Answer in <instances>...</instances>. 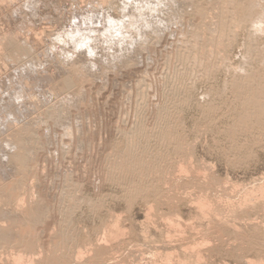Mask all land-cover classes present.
I'll list each match as a JSON object with an SVG mask.
<instances>
[{
  "label": "rangeland",
  "instance_id": "rangeland-1",
  "mask_svg": "<svg viewBox=\"0 0 264 264\" xmlns=\"http://www.w3.org/2000/svg\"><path fill=\"white\" fill-rule=\"evenodd\" d=\"M3 1L0 0V37H1L0 42H4V40L2 39L5 37L7 33H12L13 31H15L14 34L16 33L19 39L22 37L21 40L23 41L25 40V42L32 41L33 45L31 46L32 47L34 46L33 52L35 53V55L36 52L39 54L36 55L37 57L38 56L42 57L43 53L45 55V52L47 51L46 49L50 47L49 45L51 44L53 45L52 42L54 41L53 38L55 34L60 33L61 35L65 31L66 32L69 30L71 31L72 28H74L77 25L82 26V27L79 26L78 27L81 28L82 32H84L85 34L90 33L93 30L94 31L97 30L96 28L98 29L102 28L103 25L101 19L98 20L97 18H95L88 24L84 25L82 20L85 17L93 16V15L97 16V14L101 12L105 16H109V17L112 16L115 19H118L121 16L120 9L123 8L122 7L124 5L123 1L125 0H14L15 3L18 5H16L14 2L12 3V0L11 2L10 0L7 1L3 0ZM54 1H56L57 3ZM200 1L202 2L204 7H208L207 1H203V0ZM29 6H31V8ZM100 9L102 10L106 9L107 11L106 10L102 11ZM29 13H31L30 14L31 17H28L30 16ZM7 14L9 15L8 18H7L8 16ZM197 16L198 14L196 10L193 11L188 10L187 14L185 12L182 19L179 22L172 24V29L170 31L167 30L164 33H160V34L149 33L148 39L150 46L148 47V49L144 50L142 54L140 53V55H137L139 57L135 58L136 61H133L132 63L128 64V66L125 65L122 68H120V70L119 69L113 71L109 70V74L111 75H109V77L107 76L106 79L100 80L101 78L97 77L88 80L86 82L77 83L76 89H78L79 86H82L83 90L86 93V100H85L86 102L84 104L85 106L84 105L81 106L80 108L81 111H77L76 110L77 108L73 107L71 114V122L73 126L72 136H67L65 134V130L59 126H56L53 123V121L46 120L44 121L46 123H44L41 120V118L46 119L43 110L45 111V109L47 108H40L42 106H45L46 102H42L45 104L38 106V111L39 112L41 111L40 112L41 114L43 113L42 117L40 113H37V108H35L36 110L34 109L35 113L34 110L31 109L28 112L29 114L27 113L28 115L24 114L23 117L25 118H22V116L20 118L17 115H12L13 117L12 118L8 114L7 110H5L6 106H2V105L4 104V102H6L9 99L8 97H10V101L13 102V104H15L13 98L10 96V91H11L10 87L16 84L17 79H19V74L22 72H19V68L21 66H19L18 64L14 66L15 63L9 61L6 58L7 52H5V48H4L5 45L0 44V54H1L0 55V59H1L0 60V80H1L0 95H4L3 100H2V96L0 97L1 99L0 103L1 101L3 103L0 104V116L3 115L7 116V117L6 116L0 117L1 118L0 127H3L5 124L6 125L8 124L7 127L11 128L12 130L10 131L9 129V132L6 131L7 129L6 125H5L6 129L3 130L4 132H8L9 135H11L12 131L14 132V130L21 127L20 124L22 122L20 123V121H18L20 119L21 121H23L22 123L23 125L24 123H28V120L30 118H31L30 120L31 122L32 119H34L33 121L37 123H39L40 121H42L44 124L48 123L47 125L40 123V126H37L36 128L37 131L39 129L38 135L41 137V144L37 146L36 154L34 157V159L37 161L36 167L38 169L37 172L36 171L34 172L35 175L30 174L32 178L29 176L30 178L26 181L27 187L29 186L28 188L30 189L32 188V190L36 192L35 199H38V197L39 199L40 198L45 199L44 201L49 207L50 217L46 222H44L45 224H40L42 226L38 225L37 227H35V231H34L35 236L39 234L36 236V238L38 240L41 239L39 241V244L41 245V248L44 249V251H48L49 247L51 248L52 239H53L51 236H53L55 232L61 230V228L59 227H61L64 224L63 220L65 219V213L61 212V209L58 208L67 205L72 198L81 195L83 196V198L86 199V201L82 202L80 205L74 206L71 210V215H70L71 221L73 223L71 226L72 229L71 234H72V238L75 240L76 243L75 244L76 246L73 244L74 247L72 250L75 251L77 247L78 248L83 247L82 250L86 251L87 254L86 255L85 252L83 253V251H82L83 254L82 253L78 254L77 253L78 249L75 251L76 256L79 255L77 256L79 258H76V262L78 264L79 263L96 264L97 261L94 258L96 256V252L95 250H92V248L95 249L97 245H101V244H104L106 246L109 245L112 248L117 247V245H120L117 249L115 248L112 249L114 253L110 251L111 253L110 255L108 254L107 257V260L109 261H106V264L108 263L115 264V261L116 264H120V263L121 264H127V263L128 264H169V263L178 264V262L181 263V261L183 260L187 261L189 264H262L264 263L263 262L264 258L262 260L259 258L260 255L258 253L256 254V249H253L252 252L251 251L246 252L242 250L241 247L240 248L238 247L242 243L243 238L246 239L248 238V240L249 238H251L250 239L251 241L264 240L263 239L264 235H262L264 234L263 232L264 212H262V208L264 207V206L262 207V205H264V200H263L264 189H262L264 187V149H263L264 143L262 145V142L264 141L263 138L264 131H262L261 134H259V131L256 132V129L252 128L248 133H243L246 135L244 136L243 134H241L242 136L239 135L238 137L239 140L237 139L238 141L229 140V139L227 140V137L225 136V132L228 129H230L229 127L233 126L236 123L237 117L234 111L236 107L234 108V104L238 106L237 104L238 101L236 98H234L235 97L234 93L230 89H225V90L223 89L225 86L231 87L232 84L231 80L235 79V76L231 77L230 74L232 73L233 70H236L238 67H242L243 62L247 57L246 55L247 47L244 44V39H245L244 35L246 33L242 32L238 36L237 42L231 46V49L226 58V64L230 63V65H227L226 68L218 70L214 75L207 76L199 81L196 80V78H190L185 81H177L176 80L177 71L175 67L178 65L181 66L182 61H187L188 58L187 49L181 47V53L177 52V44L178 42H181L183 40L182 38L184 37L187 38L192 36L190 31L194 28L195 25L194 22ZM14 17L17 19H14ZM24 17L26 18L28 17L29 20L25 18L26 19L25 21ZM32 19L37 23H35ZM23 21L25 23H23ZM69 24H71L70 27ZM11 28H13V30H11ZM29 28L32 30H30ZM178 28L186 29L187 35L178 33L177 32ZM17 31L18 33L19 32L20 33L18 34ZM35 31L36 32L40 31L39 36L37 37L34 36V35H38ZM27 34L29 36H26ZM96 35L97 34L95 33H92V35L90 34V36L92 37ZM26 38L28 39V41H26L27 40ZM32 39L34 40V43ZM36 47L38 48V50ZM59 47L60 46H58V48ZM67 49L70 50L72 48L71 46H67ZM79 51L77 53L79 55H82V51L80 53ZM2 56H3V60H2ZM45 57L46 56L42 58L45 59ZM137 59L140 62H138ZM7 60L9 63L12 62L13 64L11 63V65H9ZM45 60L42 59L44 63L42 64L41 69L39 68L40 70L43 71L42 75L46 73L48 76V72L50 71L53 72V74H50L51 73L50 72L49 77L46 76L45 81L43 82L41 81V83L43 84L41 85L38 84L39 86L38 89H40L41 86H44V84H47L46 86L48 87L51 85L49 87V89H51V87H53L54 85V82L50 80V77L55 79L56 77L55 75L57 74L59 76H63V74L69 73V70L67 68H64V71L58 69L59 68L58 65L56 66L55 65L56 63H52V61L48 60L47 57ZM142 60L143 61L145 60L143 64H142ZM46 62L47 64H45ZM50 62H51L50 67L55 66L54 69H56L57 67L56 70L48 66ZM135 64L137 65V67L138 66L139 67L138 68L135 67ZM144 65H146V67ZM131 69L133 70L132 72L130 71ZM46 70L48 72H45ZM57 70L58 71L61 70L62 75H60L59 73L61 72L60 71L58 72ZM137 72L139 76L137 75ZM139 72L140 73L142 72L141 74L143 73L144 74L141 75ZM166 73H168L169 76L166 75ZM167 77L171 78L170 82L169 80H166ZM4 79L6 82L4 81ZM118 80H119V84H118ZM48 81L49 83H47ZM50 82H52V84ZM139 83L141 84L143 83V84L141 85ZM133 85L136 86L134 87ZM166 86L170 87L171 90L169 88L167 89ZM191 86L192 88L188 95V92L185 91L186 88ZM48 87L45 88L44 86V88L43 87L42 88L43 90L44 89L48 90ZM163 88H165V91L163 90ZM36 89L37 88L33 90ZM91 89H94L95 91ZM104 90L105 91L108 90L106 91L107 93L106 92L104 93ZM174 90L177 91L175 92V94L177 95L174 94ZM220 90L223 91L221 92ZM7 91H9V93H7ZM169 92L170 94H168ZM63 95L64 94H61L60 96L62 97ZM131 95L133 96L130 97ZM164 95L165 97H163ZM166 95L170 98V101H168L167 106L169 107L168 108L169 110L171 109V111H168V113L172 112L171 113L172 118L176 117L175 119H178V124H179L178 127H180L179 132L182 131L180 134H183L182 135L183 137L185 136L183 139L184 141H182L180 145V148L178 147L177 149H173L168 145L165 147L166 144H163L165 147L164 149L163 145L160 144L161 145L160 146L157 142H155L157 140L154 136H157L159 134L157 130L158 127L160 128V126L162 125V121L161 119H159L160 117H162V115L158 111L160 106L166 101L167 98ZM185 96L188 98L187 105L184 104ZM61 97H59L60 100H62L64 96L62 98ZM48 99L46 100L48 101ZM51 99H50L51 101L49 100L50 104L54 103V101L60 102V100L56 96L55 98L53 97ZM97 100L99 103L97 102ZM232 101H234L235 103ZM111 102H113L114 104ZM181 103L183 104L182 106L179 105ZM209 103L212 104V106L214 105L215 111L216 110L218 111L216 112L217 115L215 114L214 116L215 118L207 120L205 110L207 106L208 107L211 106ZM47 104L49 105V102H47ZM108 104L112 105V107L109 106ZM99 105L100 107H98ZM102 106L104 107L101 109ZM107 107L109 112L107 110ZM181 107L183 108L181 109ZM232 109L234 110L232 111ZM100 110L102 112H100ZM172 110L174 111L175 115H173ZM5 111L8 115L5 113ZM21 111L24 112L23 108ZM176 111L179 113H177ZM93 112H97V113L99 112V113L93 114ZM36 113L37 116L39 115L38 116L39 118L35 117ZM158 113L160 114V116H158L159 115ZM80 114L83 125L82 134H80L78 130L79 128L77 126V119H76L77 117H80ZM14 116L17 117L15 118ZM234 117H236V119H234ZM17 118L18 120H16ZM35 118H37V121ZM96 118L98 119L95 120ZM2 119H5L6 123L5 120ZM7 119L12 122L8 121ZM12 119H15L14 122L17 121L19 124L17 125V122L14 123ZM157 119L159 120V122ZM213 119H215V122ZM2 122H4L5 124L3 125ZM11 123L12 124L14 123L15 125H13L12 127ZM159 123L161 124L159 125ZM142 124H145L146 132L149 130L147 132L148 133L147 135L150 136L151 140L150 139L149 140L150 143L152 141L151 145L153 146L154 143V145L156 144L155 146H157V148L159 145V148H162L161 150H159V148L157 149L155 146L154 148H152L150 144L149 145L145 144L146 146H144V143L142 144V142L145 140H142L140 144L135 143L136 148H134V144L131 143V141H129V138L131 137L130 132L131 130L133 131V129L135 130L139 128V126ZM14 126H18V128L15 127V129H13ZM36 129L34 128L35 131ZM48 129H50L49 137H48L49 135ZM4 132L0 128V139L2 138L0 140V146H4L3 141L5 137H8L7 136L8 133L4 134ZM125 133L130 134L128 138H126ZM252 136L255 138H252ZM258 138L260 141H258ZM249 140L250 141L252 140V142L250 143ZM96 141L99 142L96 143ZM176 142L177 141H175V143ZM260 143L261 146H263V148L261 146H258L260 145ZM111 145L114 152L111 148ZM127 145H129L128 146L129 148L127 147ZM139 145L142 146V148ZM237 146L239 147V149ZM250 146H252L253 148ZM4 147L3 149H5ZM64 147L65 148L67 147L68 149L66 148V150H64ZM131 147L135 149L134 152L137 154H139L138 152L143 154L142 152L143 147H145L144 153H147L149 155L151 153H154V151L163 152L164 150L165 152L164 154L165 160L160 159L159 161L158 158L156 159L157 161H155V159H153L152 161L153 165L151 164V166L149 167L150 178L148 177L149 180L146 179L145 181H143L144 184L142 182L137 184V186L139 185L144 186V187L142 186L136 188L137 191L135 190L136 186L131 185L132 183L131 181L125 183L128 185L124 184L123 186L122 184L121 186V184H118L113 179H111L110 174L108 173L109 166L113 164V161L117 160L116 158H118L120 154L121 155L126 154L129 156V154L132 155V153H134V152L131 153L132 151L130 149ZM148 147H150L151 152ZM146 148L149 150V152H146L148 151ZM3 149H0V158L1 157L3 158L1 160L5 159L4 158L5 153ZM38 150L40 152H38ZM5 151H9V150L5 149ZM89 151L93 152L94 154L92 153L93 154L92 155L91 152ZM9 152L11 154V150ZM251 152L252 154H250ZM1 153L4 156H2ZM240 153H242L243 155L242 154L240 155ZM170 154H174V155L169 157V159L168 158L166 159V157ZM237 155L239 156V158L242 157L244 159L242 158L238 159ZM110 161H112V164ZM1 162L2 161H0V163ZM69 162L72 164H70ZM158 162L163 168H161L160 165L157 164ZM5 164L7 167L6 169L9 170L10 168L12 169L13 167L14 170V165L12 163L11 164L8 163V159L7 162H5ZM7 164L10 165L7 166ZM154 164L157 165L158 167L155 166ZM43 168L44 170H42ZM129 170L132 169L129 168ZM154 170H156V172ZM3 175H5L3 171L2 172L0 171V176H1L0 184L3 182L5 183V179L8 180L11 178V176H4L3 178L5 177L6 178L3 179L2 178ZM32 175L36 177V179ZM153 178H155L156 180H154ZM31 179H33V181ZM110 181H112V183ZM214 182L215 184L212 185V183ZM79 184H80V189H76L77 186H79ZM66 188L70 189L68 198L64 197ZM139 188H142L141 189L142 191L143 188L145 189L144 191L146 192L147 197L144 196L142 197L143 199L149 198V200L145 201L144 199L143 201L141 196L136 195L138 194L137 192ZM80 190L81 192L79 193ZM155 190L162 191L161 197L164 196L166 198L167 195V199H165V201L167 200L166 202L170 205L168 204L162 205L164 204L163 203L164 201L162 202V200L164 199H162L161 197H159V200L158 197L156 196L152 197L151 194L154 195L153 192ZM77 192L79 194H77ZM22 193L24 192H21V195ZM148 193L151 194L149 195ZM124 194H128V195L125 196ZM133 194H135V197ZM148 195L151 196L152 198L148 197ZM127 196L129 199L126 198ZM63 199L65 200V202ZM156 201H160L162 203L160 204L159 202L157 203ZM90 202L94 203V205L91 206L89 204ZM237 218H243V220H238ZM257 224L258 225L260 224L262 226L258 227ZM116 225L118 229L122 231V236L119 239H117L114 234L111 235V232L115 230L114 227ZM52 230L55 232H53ZM259 234H261L262 236ZM185 236L187 237L186 239ZM96 237L97 239L99 238L100 241L99 240L98 241L100 244L97 243L96 245V242H98ZM253 242H252L253 244H251V242L249 243L250 246H253L255 245V243H257L255 241ZM78 243L79 246L77 245ZM260 244L261 246L264 247L263 242H260ZM6 247H12V246H5V250L4 248L0 249V260L9 257L12 254V252H9V249H7ZM255 247L257 248V245ZM221 248L224 251L222 250L219 251ZM195 250H199L200 252L199 251L197 252ZM215 250L216 252H214ZM227 250L229 251V253ZM195 252L201 254V258H200L201 260L197 258ZM202 252H204L205 254ZM91 256L94 257L91 258ZM140 256H142L143 258ZM38 258H40V256ZM183 262L181 264H183ZM100 264H105V263L102 262Z\"/></svg>",
  "mask_w": 264,
  "mask_h": 264
},
{
  "label": "bare ground",
  "instance_id": "bare-ground-1",
  "mask_svg": "<svg viewBox=\"0 0 264 264\" xmlns=\"http://www.w3.org/2000/svg\"><path fill=\"white\" fill-rule=\"evenodd\" d=\"M1 1H3V0H1ZM5 1H7V0H5ZM203 1H207L208 7H204L200 0H125V1H123L124 5L122 6V4H121V6L123 8L120 9L121 10L120 11L121 16L118 19H115L112 16L111 17L105 16L103 13H101V12L98 13L96 11L98 13V14L96 13L97 16L96 15L88 16V17L83 18V20H82L83 24L85 25V24H88L89 22H91L92 20H94L95 18H97L98 20L101 19V22L103 25V26L101 25L102 28H99V29L96 28L97 30H95V31L93 30L92 32L85 34L84 32H82V29L79 28L82 26L77 25L74 28H72L71 31L70 30L67 32L65 31L61 35H60V33L55 34L53 32L55 34V36L53 38L54 41L52 42L53 45L51 44V45H49L50 47L48 46L49 48L46 49L47 51L45 52V55L43 53L42 57L46 56L48 60L52 61V63H56L55 65L56 66L58 65V67H59L58 69H61L64 71V68H67L69 70V73L63 74V76H59L57 74L58 75L57 76V75H55V72H56L55 71L54 75L57 77V79H56V77H55V79L50 77V80H52L54 82L53 87H51V89H49V87L51 85L48 87V86H46L47 84H44L45 88L48 87V90L47 89L43 90L44 86H41L40 89H38L39 88L38 84H40V85L43 84V83H41V81L42 82L45 81V77L47 76L46 73H44V75H42L43 71L40 70L42 64L44 63L42 61V59L45 60L46 57H45V59L42 58L41 56H40L41 58L39 56L37 57L36 56L38 54L37 52L35 55V53L33 52L34 46L33 47L31 46V45H33L32 41L31 42H25V40L24 41L21 40L22 37L19 39L18 35H16V33L14 34L15 31H13L12 33H7L5 35V37L2 39V40H4V42H0V44L5 45V47H4L5 52H7L6 53L7 56L5 55L6 58L9 61L14 62L15 63L14 66L17 64L19 66H21L19 68V72H22V73L19 74V79H17L16 84H14V85L11 84L12 86L10 87V90H11L10 96L13 98L15 104H13V102L10 101V97H8L9 99L6 102H4V104L1 101V103L3 104L2 106H6L5 110H7L8 114L11 117H12V115H17L20 118H21V116H22V118H25V117H23L24 114H27L31 109L34 110L35 108H37V113H40L41 111L40 112L38 111V106L45 104L42 102H46V104H47V102H49V105L47 104L48 107L46 106V104H45L46 107L45 106L40 107V108H47V109H45V111L42 109L44 115L46 116V119L41 118V120L43 122L46 120L53 121V123L56 126H59L65 130V134L67 136H72L73 135V126H72V122H71V114H72L73 107L77 108L76 109L77 111H81L80 110L81 106H83L86 102L85 101L86 100V93L83 90L82 86H79L78 89H76L77 83L86 82L88 80H91V79L97 78V77L101 78L100 80L106 79L107 76L109 77V75H111V74H109V70H112V71L117 70V69L120 70V68H122L123 66H125V65L128 66V64L132 63L133 61H136L135 58L139 57L137 55H140V53L142 54V52L144 50L148 49V47L150 46L149 39H148L149 33L160 34V33H164L167 30L170 31L172 29V24L179 22L182 19L185 12L187 14L188 10H191V11L196 10L198 16L195 19L194 28L190 31L192 36L187 37V38H185V37L182 38L183 40L181 42H178V44H177V52L181 53V47L187 49L188 58H187V61H182L181 66L178 65L175 67V69L177 71L176 72L177 73V79L176 80L177 81H185V80L190 79V78H196V80L199 81V80H201L207 76L214 75L216 73V71H218V70L226 68L227 65H230V63L226 64V58H227V55L231 49V46L237 42L238 36L242 32H245L246 34L244 35L245 36L244 44L247 47V52H246L247 57H246L245 61L243 62L242 67H238L236 70H233L232 73L230 74L231 77L235 76V79L231 80L232 81L231 87L225 86L223 89V90L230 89L234 93V96H235L234 98H236L238 101V103H237L238 106H236L234 104V108L236 107V109L235 110L232 109V111L234 110L236 113V117H237L236 123L233 126L228 125V126H230L229 127L230 129L227 128L228 130L225 132V136L227 137V140L229 139V140L238 141L239 135H241L243 133H248L252 128L256 129V132L259 131V134H261V132L264 131V0H203ZM10 2H11V0H10ZM13 2L15 3L14 0H12V3ZM54 2H56V1H54ZM16 5H18V4H16ZM53 5H55V4H53ZM31 6H29V7L31 8ZM117 8H118V6H117ZM18 9H20V8H18ZM97 10H99V9H97ZM100 10H102V9H100ZM104 10H106V9H104ZM104 10H102V11H104ZM35 11H36V8H35ZM62 12H64V11H62ZM116 12H119V11H116ZM33 13H35V12H33ZM30 14L31 13H29V15ZM27 16H28V14H27ZM60 16H62V15H60ZM8 17H9V15L7 16V18ZM28 17H31V15ZM28 17L27 18L24 17V19L25 18L28 19ZM14 19H17V18L14 17ZM26 19H25V21H26ZM7 21H8V19H7ZM34 22L37 23L36 21H34ZM23 23H25V22L23 21ZM70 25L71 24H69V27H70ZM16 27H18V26H16ZM4 28H5V26H4ZM11 30H13V28H11ZM30 30H32V29H30ZM32 32H30V33H32ZM39 32H36L38 35H34V36L35 37L39 36ZM177 32L187 35L186 29L178 28ZM17 33H18V31H17ZM53 33H51V34H53ZM92 33H95L97 35L92 37V36H90V34L92 35ZM22 34H23V32H22ZM44 35H46V34H44ZM26 36H29V35L27 34ZM40 36H41V34H40ZM0 39H1V37H0ZM23 39H24V37H23ZM38 39H40V38H38ZM48 39H50V38H48ZM26 41H28V39ZM37 41H39V40H37ZM33 43H34V40H33ZM109 43H112V44H109ZM58 46H60V47L58 48ZM67 46H71L72 49H70V50L67 49ZM101 47H103V48H101ZM37 50H38V48H37ZM78 51H79V53L82 51V55H79L77 53ZM42 52H44V51H42ZM2 54H3V51H2ZM76 54H78V55H76ZM75 55H76V58H75ZM141 58H142V56H141ZM2 60H3V56H2ZM8 60H7V62H8ZM137 61H138V59H137ZM12 62H10V63L8 62L9 65H11ZM138 62H140V61H138ZM143 62H145V60L144 61L142 60V64H143ZM45 64H47V62ZM144 64H146V63H144ZM50 65H51V62L48 66L50 67ZM132 65H130V66H132ZM168 65H170V64H168ZM144 66L146 67V65H144ZM6 67H7V65H6ZM54 67L51 66L50 68L54 69ZM135 67H137L136 64H135ZM56 69H57V67H56ZM56 69H54V70H56ZM61 70H59L61 72V73H59L60 75H62ZM40 71H42V72H40ZM130 71L132 72L133 70L131 69ZM139 71H140V69H139ZM19 72H17V73H19ZM45 72H48V71L46 70ZM50 72H48L47 77H49ZM145 72H147V71H145ZM174 72H173V74H174ZM168 73H166V75H168ZM50 74H53V72H51ZM123 74H125V73H123ZM127 74H128V72H127ZM143 74H141V75H143ZM137 75H138V72H137ZM170 77L166 78V80H169V82L171 81ZM168 78H170V79H168ZM175 78H176V75H175ZM96 80H98V79H96ZM4 81H5V79H4ZM47 83H49V81ZM50 83L52 84V82H50ZM1 84H3V83H1ZM118 84H119V80H118ZM139 84H141V83H139ZM35 88H37L39 91L37 89L33 90ZM139 88H141V87H139ZM168 88L170 89V87H167V89ZM191 88H192V86L186 88L185 92H188V95L191 91ZM41 89H42V91H41ZM91 90H94V89H91ZM163 90L165 91V88H163ZM223 90H220V91L222 92ZM106 91H108V90H106ZM106 91L104 90V93ZM164 91H163V93H164ZM98 92H99V90H98ZM170 92L168 94H170ZM175 92H177V91L174 90V94H175ZM217 92H218V90H217ZM7 93H9V91H7ZM61 94H64L63 95L64 97L62 96L63 98L60 96ZM166 94H167V91H166ZM145 95H147V94H145ZM175 95H177V94H175ZM1 96H2V100H3L4 95H0V97ZM55 96L58 97V99H59V97H61L62 100L59 99L60 102H55L54 100H56V99H54L53 100L54 103L51 102L52 104H50V101L52 100L51 98H53V97L55 98ZM128 96H127V99H128ZM132 96L133 95H131L130 97H132ZM107 97H109V96H107ZM163 97H165V95ZM182 98H184V97H182ZM46 99H48V101ZM179 99H181V98H179ZM91 101H93V100H91ZM109 101H110V99H109ZM111 101H113V100H111ZM168 101H170V98L167 96L166 101L159 108L158 112H160L162 115V117H160L159 119H161L162 125L160 126V128L158 127L157 131L159 132V134L157 136H154V137L157 140L155 142H157L159 145L160 144L161 145L166 144L165 147L168 145L169 147H172L173 149H177L178 147L180 148V145H181L182 141H184L183 139L185 136L183 137L182 136L183 134H180L182 131L179 132L180 127H178V125H179L178 119H175L176 117L172 118V115H171L172 112L171 113L169 112L170 114L168 113V111H171V109L169 110L168 109L169 107L167 106ZM179 101H181V100H179ZM97 102H98V100H97ZM232 102H234V101H232ZM91 103H93V102H91ZM111 103H113V102H111ZM178 103H180V102H178ZM187 103H188V98L185 96L184 104L187 105ZM100 105H102V104H100ZM100 105L98 107H100ZM179 105L182 106L183 104L181 103ZM210 105L211 106H209V107L207 106V108L205 110L207 120L215 118L214 116H215L216 112L218 111V110L215 111L214 105L213 106H212V104H210ZM94 106H96V105H94ZM94 106H93V109H94ZM109 106L112 107V105H109ZM171 106H173V105H171ZM103 107L104 106H102L101 109ZM183 107H181V109ZM22 108H23L24 112L21 111ZM177 109H178V107H177ZM33 110H32V112H33ZM35 110H34V113H35ZM107 110H108V107H107ZM179 110H180V108H179ZM100 112H102V111L100 110ZM108 112H109V110H108ZM5 113H6V111H5ZM37 113H36L35 117L39 116V115L37 116ZM95 113L98 114L99 112L98 113L93 112V114H95ZM177 113H179V112H177ZM30 114H32V113H30ZM42 114H41V117H42ZM231 114H232V112H231ZM110 115H112V114H110ZM173 115H175L174 111H173ZM3 116H6V115H3ZM3 116H0V117H3ZM158 116H160V114ZM220 116H221V114H220ZM6 117H4V118H6ZM29 117H30V115H29ZM94 117H95V115H94ZM101 117H103V116H101ZM206 117H205V119H206ZM236 117H234V119H236ZM98 118H96L95 120H97ZM27 119H28V117H27ZM27 119H26V121H27ZM35 119L37 121V118H35ZM76 119H77V126L79 128L78 130H79L80 134H82L83 125H82L81 114H80V117H77ZM219 119H220V117H219ZM0 120H1V118H0ZM2 120H5V119H2ZM12 120H13V122L15 121V119H12ZM16 120H18V118ZM30 120H31V118L28 120V123H24V125L22 124L23 121H21V119L18 120V121H20V123L22 122L20 124L21 127L18 128V126H14L13 129H15V127H17L18 129L14 130V132L12 131L11 135H9L8 132H9V129H10V131L12 129L7 127L8 124L7 125L5 124L6 120H5V123L4 122H2V123H3V125L4 124L6 125L7 129H6L5 125L3 127H0L3 132H4L3 129H6V131H8V132H4V134L8 133V135H7L8 137H5L4 141L2 140L4 142L5 147L0 146V147H2L0 149H3V147H4L5 149H8L9 151L11 150V154H10L9 151H5V149H3L4 153H5L4 154L5 159L1 160L3 158L2 157L0 158V161H2L0 163V171L1 172L3 171V173L5 174L2 176V178L4 176H11V178L8 180L5 179L6 177L3 178V179H5V183L3 182L4 184L3 183L0 184L1 185V188H0V190H1L0 191V249L4 248V250H5V246H12V247H6L7 249H9V252H12V254L3 260L1 259L0 264H78L76 262V258H79V257H77L79 255L76 256L75 251L78 249L77 250L78 254L82 253V251H83V253L85 252V254H86V251L82 250L83 247L82 248L77 247V249L75 251L72 250L76 243H75V240L72 238V234H71V230H72L71 226L73 223L71 221L70 215H71V210L74 206L80 205L82 202L86 201V199L83 198V196L78 195L77 197L72 198L68 202L67 205H64L63 207L58 208V209H61V212L65 213V219L63 220L64 224L61 227H59V228H61V230H59L57 232L52 230L53 232H55V234H53V236H51L53 238L52 239V245H51V248L49 247L48 251H44V249L41 248V245L39 244V241L41 239L39 238L40 240H38L36 238V236L39 234H37L36 236L34 235L35 234L34 233L35 227H37L40 224H45L44 222H46L48 220L50 215H49V207L47 206L46 202L44 201L45 199H41V198L39 199L38 196H37L38 199H35L36 198V192L33 191L32 188L31 189L28 188L29 186L27 187V183H26V181L31 177L30 174H34V172L35 171L37 172V169H38L36 167L37 161L34 159V157L36 154L37 146L39 144H41V137L38 135L39 129L37 131L36 128H37V126H40V123H43L42 121H40V122L38 121L39 123L34 122L33 121L34 119H32V122ZM109 120H110V117H109ZM213 120L215 122V119H213ZM8 121H10V120H8ZM8 121H7V123H8ZM10 122H12V121H10ZM16 122H14V123H16ZM158 122H159V120H158ZM214 122H213V124H214ZM14 123L13 124L11 123L12 127H13V125H15ZM44 123H46V122H44ZM18 124L19 123L17 122V125ZM47 124H44V125H47ZM160 124L161 123H159V125ZM228 124H229V121H228ZM231 125H232V122H231ZM217 126H219V125H217ZM34 128L36 129L37 132L34 130ZM99 128H98V130H99ZM40 130H42V129H40ZM102 130H103V128H102ZM112 130H110V131H112ZM221 130H223V129H221ZM48 131H49V135H48V137H49L50 136V129H48ZM121 132H123V131H121ZM147 132H146L145 124L140 125L139 128H137L135 130L133 129V131L131 130V132H130L131 137L129 138V141H131V143L134 144V148H136L135 143L140 144V142L142 140H145L142 142V144L144 143V146L152 144V141L150 143L151 139H150V136L147 135L148 134ZM153 132H154V130H153ZM113 134H115V133H113ZM125 135H126V138H128V136L130 134L125 133ZM244 135H246V134H243V136ZM110 136H111V134H110ZM252 138H255V137L252 136ZM263 138H260V139H263ZM253 140H255V139H253ZM175 141H177V142L175 143ZM258 141H260L259 138H258ZM97 142H99V141H96V143ZM185 142H186V139H185ZM251 142H252V140L250 141V143ZM233 143H234V141H233ZM233 143H232V145H233ZM263 143H264V141L262 142V145H263ZM184 144H186V143H184ZM257 144H258V142H257ZM129 145H127V147ZM155 145L153 143V146L151 145L152 148H154ZM159 145H158V148H159ZM182 146H183V144H182ZM258 146H261V143ZM42 147H44V146H42ZM140 147L142 148V146H140ZM155 147L157 148V146H155ZM163 147H164V145H163ZM165 147H164V149H165ZM250 147H252V146H250ZM261 147L263 148V146H261ZM66 148L64 147V150H66ZM111 148H112V145H111ZM132 148L133 147L130 148L132 150L131 153L135 151V149L134 148L132 149ZM141 148H140V150H141ZM148 148L150 150V147H148ZM231 148H232V146H231ZM247 148H249V147H247ZM144 149H145V147H143V151H142L143 154L140 152H138L139 154L134 152V153H132V155L129 154L130 157L126 154H123V152H122L123 155H121L119 152L120 156L118 158H116L117 160L116 161L112 160L113 164H112V161H110L112 165L109 166V168L107 167L108 171H109L108 173L110 174L111 179H113L118 184H121V186H122V184L124 186V184L126 182L128 183L131 181L132 182L131 185L136 186L135 190L138 187H142L143 185L137 186V184H139L140 182H142L144 184L143 181L148 179V177L150 176L149 167L151 166L153 159H155V161H157L156 159H158V158H159V161H160V159L165 160L164 150H163V152L154 151V153H151L149 155L147 153H144V151H145ZM161 149L162 148H159V150H161ZM238 149H239V147H238ZM112 150H113V148H112ZM149 150L146 152H149ZM6 152H8L9 154ZM38 152H40V151L38 150ZM89 152H91V151H89ZM94 152H95V150H94ZM113 152H114V150H113ZM116 152H117V150H116ZM150 152H151V150H150ZM235 152H236V150H235ZM92 153L93 152H91V154ZM241 154L242 153H240V155ZM250 154H252V152ZM1 155L4 156L2 153H1ZM92 155H91V157H92ZM115 155H116V153H115ZM173 155L174 154L168 155L166 157V159L167 158L169 159V157H171ZM111 156H112V154H111ZM248 157H251V156H248ZM6 158L8 159V163H10V164L12 163L14 165V170H13V167H12V169L10 168L9 170L6 169L7 168L6 164H5V162H7ZM64 158H65V156H64ZM107 158H108V156H107ZM240 158H242V157H240ZM240 158L238 156V159H240ZM111 159H113V158H111ZM236 159H237V157H236ZM242 159H244V158H242ZM246 159H248V158H246ZM75 160H76V158H75ZM89 161H90V159H89ZM10 164H7V166ZM70 164H72V163H70ZM157 164L160 165L159 162ZM164 164H165V162H164ZM155 166H157V165H155ZM160 167H161V165H160ZM129 168H131L132 170H129ZM161 168H163V167H161ZM55 169H57V168H55ZM85 169H87V168H85ZM42 170H44V168ZM154 171L156 172V170H154ZM69 172H71V171H69ZM37 175H38V173H37ZM88 175H89V173H88ZM91 175H92V173H91ZM77 176H78V174H77ZM0 178H1V176H0ZM34 178L36 179V177H34ZM35 179H34V181H35ZM153 179L156 180L155 178H153ZM31 180L33 181V179H31ZM157 181H159V180H157ZM160 181H161V178H160ZM110 182L112 183V181H110ZM214 184H215V182L212 183V185H214ZM125 185H128V184H125ZM131 188H129V189H131ZM35 189H36V187H35ZM76 189H80V184H79V186H77ZM139 189L137 192L138 194H136V195L141 196V197L142 196L147 197L146 192L144 191L145 189L143 188V191L141 190L142 188H139ZM262 189H264V187ZM50 190H51V188H50ZM20 191L24 192V193H22V195H21ZM69 191H70V189L66 188V191L64 194L65 198L69 197L68 196ZM80 192H81V190L79 191V193ZM148 192H149V190H148ZM79 193L77 192V194H79ZM131 193H133V192H131ZM153 193H154V195H152L150 193L151 196L152 197L156 196V197H158V200H159V197H161V195H162L161 194L162 191L161 190H155ZM163 194H164V192H163ZM124 195L126 196L128 194H124ZM133 195L135 197V194H133ZM149 195H148V197L152 198ZM163 197H161L162 199H164V200H162V202L164 201L163 202L164 204H162V205L168 204L166 202L167 200L165 201V199H167V195H166V198L165 197L163 198ZM126 198H128V196ZM137 199H138V197H137ZM142 199H143V197H142ZM144 199H143V201H144ZM169 199H170V197H169ZM147 200H149V198L145 199V201H147ZM154 200H155V198H154ZM156 200H157V198H156ZM160 201H161V199H160ZM160 201H156V202L157 203L159 202L161 204L162 202H160ZM170 201H171V199H170ZM64 202H65V200H64ZM89 204L91 206L94 205V203H92V202H90ZM62 205H63V203H62ZM168 205H170V204H168ZM263 206L264 205H262V207ZM260 209H261V207H260ZM262 212H264V207L262 208ZM60 218H61V216H60ZM237 219L243 220V218H237ZM261 224H263V223H261ZM40 226H42V225H40ZM259 226H262V225L259 224L258 227ZM114 228H115V230L113 232H111V235L114 234L115 237L117 239H119L122 236V231H120L118 229L117 225ZM258 230H259V228H258ZM260 231H258V232H260ZM259 235H261V234H259ZM262 235H264V234H262ZM186 238L187 237L185 236V239ZM96 239H97V237H96ZM250 239L251 238H249V240ZM256 239H257V237H256ZM98 240H99V238L97 239V241ZM101 240H102V238H101ZM249 240H248V238L247 239L243 238L242 243L238 247L239 248L241 247V249L246 251V252H249V251L252 252L253 249H256V254L258 253L260 255L259 258L262 260L264 258V247L261 246L260 242L264 243V240L263 241L253 240V241L257 242V243H255V245H253L254 247L250 246V244H249L250 242H251V244H253L254 242L251 240L249 241ZM99 241L96 242V245H97V243L100 244ZM103 242H105V241H103ZM107 244H108V242H107ZM77 245L79 246V243ZM113 245H116V244H113ZM256 245H257V248L255 247ZM108 246L101 244V245H97L95 249L92 248V250H95V252H96V256L95 257L93 256V257L95 258L97 263L100 264L103 262L106 264V261H109V260H107L108 254L110 255V253L113 252L112 249H114V248L117 249L120 245H117V247H114V248H112L111 246H109V247H111V248H109ZM222 248L219 251H221ZM22 249H24V250H22ZM199 250H195V251L198 252ZM35 251H37V252H35ZM117 251H119V250H117ZM219 251H218V253H219ZM222 251H224V250H222ZM197 252H195L196 256L199 260H201L200 259L201 254L197 253ZM214 252H216V250ZM202 253H204V252H202ZM228 253H229V251H228ZM37 255H39L40 258H38L39 256H37ZM86 255H84V256H86ZM259 255H257V256H259ZM113 256H114V254H113ZM93 257L91 256V258H93ZM140 257H142V256H140ZM80 258H82V257H80ZM202 258H203V255H202ZM96 261H95V263H96ZM183 261H185V260H183ZM183 261H181V263ZM185 262L188 263L187 261H185ZM185 262H183V264ZM111 263H112V261H111ZM181 263L178 262V264H181ZM115 264H116V261H115ZM169 264H171V263H169ZM262 264H264V263H262Z\"/></svg>",
  "mask_w": 264,
  "mask_h": 264
}]
</instances>
